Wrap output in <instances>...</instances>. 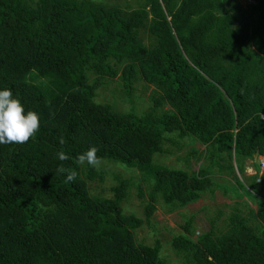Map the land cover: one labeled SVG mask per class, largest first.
<instances>
[{
    "label": "trees",
    "instance_id": "16d2710c",
    "mask_svg": "<svg viewBox=\"0 0 264 264\" xmlns=\"http://www.w3.org/2000/svg\"><path fill=\"white\" fill-rule=\"evenodd\" d=\"M132 1L136 8L123 9L0 0V90L10 89L40 119L34 138L0 144V264H166L158 247L135 242L143 222L122 213L120 194L91 196L76 162L91 146L103 160L149 175L145 215L158 196L183 206L219 188L213 168L231 176L222 188L256 209L244 203L224 231L195 242L185 235L176 246L191 264H264V0H251L243 13L235 0ZM35 71L51 77L54 90L34 86ZM117 77L126 94L138 82L154 88L149 113L96 102V90ZM167 134L204 145L209 166L154 165ZM59 151L70 159L60 161ZM256 157L258 182L255 162L254 174L243 175ZM60 165L76 180L65 183Z\"/></svg>",
    "mask_w": 264,
    "mask_h": 264
},
{
    "label": "rangeland",
    "instance_id": "374dc122",
    "mask_svg": "<svg viewBox=\"0 0 264 264\" xmlns=\"http://www.w3.org/2000/svg\"><path fill=\"white\" fill-rule=\"evenodd\" d=\"M81 1V0H79ZM98 4L118 5L127 9L136 8L134 1L127 0H90ZM250 1V0H249ZM248 0H235L237 7L244 12L246 5L253 4ZM227 8V7H226ZM139 37L148 45L146 31L141 29ZM29 81L36 87L46 90H54V81L44 73L32 72ZM154 88L141 82L133 84L129 94H126L119 77L113 81L105 82L95 92V100L98 103H108L116 111L133 113L144 116L152 109L150 101ZM167 109V107H164ZM156 112H160L159 110ZM207 148L199 143L192 142L189 138H181L176 134L165 135L162 142V152L152 156V163L168 169L193 171L197 168L209 166V157L206 156ZM100 170L90 167L87 163L80 165V175L85 180L86 186L93 197L115 199L120 194L119 204L123 214H133L142 219L143 224L134 231V239L137 244L154 246L159 248V259L166 264H191L183 247L176 246L183 236H189L196 241L202 234L208 231H224L227 223L233 215H243L246 207L256 209L248 198L234 197L232 192L222 187H230L233 182L231 176H223L212 169L214 180L219 188L205 191L201 198L187 205H178L175 202H164L158 196L153 202L149 214L145 215V207L152 190V182L149 175L136 168H128L124 165L104 159ZM262 163L260 157L245 162L244 176H251L254 170L251 163ZM256 175V182L261 171ZM92 176V177H89ZM182 206V207H178ZM188 224V225H187Z\"/></svg>",
    "mask_w": 264,
    "mask_h": 264
},
{
    "label": "clouds",
    "instance_id": "9594fccd",
    "mask_svg": "<svg viewBox=\"0 0 264 264\" xmlns=\"http://www.w3.org/2000/svg\"><path fill=\"white\" fill-rule=\"evenodd\" d=\"M54 116V113L50 112ZM40 119L35 111L25 113V108L21 101L15 97L10 89L0 90V144H24L30 138H34L35 133L39 131ZM61 145L65 144V139L59 138ZM96 146L89 147L84 153L77 157L78 164L87 163L90 167L100 170L104 163L103 158L97 155ZM60 161H66L70 157L64 152L56 153ZM57 174H65V183L76 180L78 173L70 168L60 165L56 169Z\"/></svg>",
    "mask_w": 264,
    "mask_h": 264
},
{
    "label": "built area",
    "instance_id": "2783aa9c",
    "mask_svg": "<svg viewBox=\"0 0 264 264\" xmlns=\"http://www.w3.org/2000/svg\"><path fill=\"white\" fill-rule=\"evenodd\" d=\"M248 1H249V0H248ZM249 2H252V1L250 0ZM262 118H264V116H263Z\"/></svg>",
    "mask_w": 264,
    "mask_h": 264
}]
</instances>
